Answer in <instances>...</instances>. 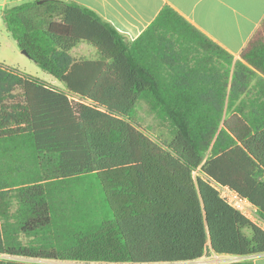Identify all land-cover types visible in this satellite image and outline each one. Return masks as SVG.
Returning a JSON list of instances; mask_svg holds the SVG:
<instances>
[{
	"label": "trees",
	"instance_id": "trees-1",
	"mask_svg": "<svg viewBox=\"0 0 264 264\" xmlns=\"http://www.w3.org/2000/svg\"><path fill=\"white\" fill-rule=\"evenodd\" d=\"M3 21L66 90L0 63V264L264 253V227L218 190L264 221V18L234 63L169 6L134 40L72 1L20 3ZM80 42L97 58H72ZM139 101L168 145L134 123Z\"/></svg>",
	"mask_w": 264,
	"mask_h": 264
},
{
	"label": "crops",
	"instance_id": "crops-1",
	"mask_svg": "<svg viewBox=\"0 0 264 264\" xmlns=\"http://www.w3.org/2000/svg\"><path fill=\"white\" fill-rule=\"evenodd\" d=\"M27 1L32 0H0V42L4 41L9 46V48L0 49V63L17 67L24 72H26L24 67L27 65L24 57H29L21 52L15 40L7 31L3 21V13L6 9ZM65 1H72L94 10L129 40L136 39L156 18L163 7L169 6L208 39L229 53L232 56L233 63L237 61L244 62L241 53L264 18V0ZM69 53L76 60L96 59L98 56L94 47H90L83 42L77 43ZM42 81L48 86L66 90L50 77H45ZM247 210L249 212L248 218L253 221L252 218L254 217L251 216L255 215L258 222H253L264 227V221L259 219L256 208L252 204H248ZM236 258L238 260L242 259L240 257ZM249 258L253 261V264H264V253ZM185 263L188 262L176 264Z\"/></svg>",
	"mask_w": 264,
	"mask_h": 264
},
{
	"label": "rangeland",
	"instance_id": "rangeland-1",
	"mask_svg": "<svg viewBox=\"0 0 264 264\" xmlns=\"http://www.w3.org/2000/svg\"><path fill=\"white\" fill-rule=\"evenodd\" d=\"M1 37V36H0ZM90 47H93L92 45L83 42ZM9 48V46L6 44V42L1 41L0 42V49H5ZM10 52V50H8ZM73 53V52H72ZM97 53V52H96ZM24 57V56H22ZM26 66L24 67L26 73L22 70H20L17 67H14L18 69L21 72H24L28 75H32L40 80H44L45 77H50L53 81H56L61 85V87L66 88L65 83L62 81H59L58 79L54 78L47 72H44L33 60L30 58L24 57ZM37 72V73H36ZM134 118V123L141 129L145 130L149 136H151L152 139H154L156 142L162 144V145H168L172 138H173V133L171 128L166 124L162 123L159 121V119L149 111L148 106L145 104L143 101H139L136 104L135 108V113L133 114ZM197 175V172H195V176ZM253 215V214H252ZM251 217L254 222H258L256 219V216L253 215ZM3 256L0 255V258ZM27 261H36L40 263H45V264H85V263H80V262H75V261H58V260H47V259H24ZM238 259L235 258L234 256H228V255H218V254H208L205 257L188 262L185 264H230L234 261H237ZM89 264H135V263H102V262H94V263H89ZM176 264V263H173Z\"/></svg>",
	"mask_w": 264,
	"mask_h": 264
},
{
	"label": "built area",
	"instance_id": "built-area-1",
	"mask_svg": "<svg viewBox=\"0 0 264 264\" xmlns=\"http://www.w3.org/2000/svg\"><path fill=\"white\" fill-rule=\"evenodd\" d=\"M220 195L234 208L240 211L244 216L248 218L249 212L247 210L248 204L246 199L240 197L237 193L232 191L228 187H218ZM236 258V257H235Z\"/></svg>",
	"mask_w": 264,
	"mask_h": 264
},
{
	"label": "water",
	"instance_id": "water-1",
	"mask_svg": "<svg viewBox=\"0 0 264 264\" xmlns=\"http://www.w3.org/2000/svg\"><path fill=\"white\" fill-rule=\"evenodd\" d=\"M43 1H44V0H38L39 3H42ZM21 52H22L24 55L28 56V54H27V52H26L25 50H21Z\"/></svg>",
	"mask_w": 264,
	"mask_h": 264
}]
</instances>
